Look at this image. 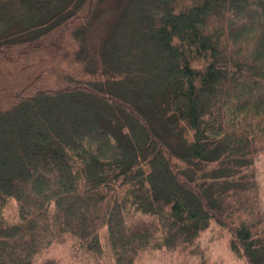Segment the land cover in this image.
<instances>
[{"label": "trees", "instance_id": "1", "mask_svg": "<svg viewBox=\"0 0 264 264\" xmlns=\"http://www.w3.org/2000/svg\"><path fill=\"white\" fill-rule=\"evenodd\" d=\"M101 2L0 0V264L63 234L70 264H139L211 221L264 264V0H115L89 44Z\"/></svg>", "mask_w": 264, "mask_h": 264}, {"label": "rangeland", "instance_id": "2", "mask_svg": "<svg viewBox=\"0 0 264 264\" xmlns=\"http://www.w3.org/2000/svg\"><path fill=\"white\" fill-rule=\"evenodd\" d=\"M115 13V0H102L94 22L88 30L89 44L98 45L102 42L103 34L109 29L111 22L116 19ZM74 48L73 44L68 51H73ZM256 170L260 184L261 208L264 209V154L258 158ZM16 211V202L10 200L4 210V217L12 220ZM230 237L226 228L216 221H211L209 226L201 231L195 247L187 253L147 250L140 255L139 264H248L244 257L231 250ZM72 242L73 238L70 235H61L55 239L51 250L44 255V258H53L58 264H70L76 260L75 254L73 255L71 251Z\"/></svg>", "mask_w": 264, "mask_h": 264}]
</instances>
